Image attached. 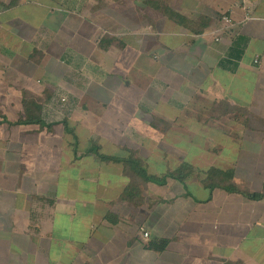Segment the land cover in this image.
<instances>
[{"label":"crops","instance_id":"crops-1","mask_svg":"<svg viewBox=\"0 0 264 264\" xmlns=\"http://www.w3.org/2000/svg\"><path fill=\"white\" fill-rule=\"evenodd\" d=\"M149 65L155 97L110 78L146 80ZM186 95L235 157L209 168L264 194V0H0V264H264V199L203 174L168 197L147 183L160 197L134 207L123 162L101 158L128 157L143 98L166 118Z\"/></svg>","mask_w":264,"mask_h":264},{"label":"rangeland","instance_id":"rangeland-1","mask_svg":"<svg viewBox=\"0 0 264 264\" xmlns=\"http://www.w3.org/2000/svg\"><path fill=\"white\" fill-rule=\"evenodd\" d=\"M149 66L150 68H153L152 76L154 77V80L152 76H149L146 80L145 77L140 76L136 77V79L133 77H122L120 80L116 75H113L110 76V78L113 81H122V83H125V80L130 78L135 81V84H141V86H144L147 83V85L152 84L153 90L150 89V91L153 92L151 95L155 97V91L157 88V83L155 81L156 67L155 65ZM189 96H183L182 99L177 101V110H179L177 111L178 115L176 117L173 116L171 110H167L166 118L161 116L160 108L157 106V100H155L156 98L151 97L149 100L143 98L142 101H140V104L146 105L148 103L149 105V108H147L148 122L146 123L143 121L145 120L143 117L145 115L143 114V116L140 117L142 118V120L140 119L142 122L138 124H133V122H136L137 119H139L138 114L134 115L132 120H128L126 125L128 130H126V133H128L131 138L127 141L128 145H125L127 147L122 150H126L127 152V149H129L134 152L136 157L147 163L150 173L158 177H163L164 175H167L168 172L178 169L183 163H192L195 166L192 167V176L190 179L200 186L201 181L199 180V177L203 176L204 171L207 170L209 166H225L227 161L231 163L235 160V157L223 155V152H221L223 139L221 140L219 137H216L215 139L213 133L210 134L212 138L206 139L204 137L203 131L205 129L211 131H214L215 129L204 124L203 121L205 120V117L200 116L197 118V112H195L193 107L186 105ZM219 126L222 128V133L237 131L236 124L222 123V126ZM214 127L218 129L216 126ZM123 142L122 145L125 143ZM167 182L173 183L174 179L168 177ZM171 185L166 184L164 188H160V190L164 191V195L167 197L169 193L168 189L172 187ZM137 187L139 194L135 199L138 200V202L129 201L131 206L139 207L146 202V193L149 199L153 198L149 203L152 206L151 203L160 195L158 192H154L152 188L146 190L139 182ZM140 215L144 216V213L141 211L136 215L138 218L135 217L134 220H139ZM178 238L179 240L185 241L188 236L183 234L178 235Z\"/></svg>","mask_w":264,"mask_h":264},{"label":"trees","instance_id":"trees-1","mask_svg":"<svg viewBox=\"0 0 264 264\" xmlns=\"http://www.w3.org/2000/svg\"><path fill=\"white\" fill-rule=\"evenodd\" d=\"M171 15H173L172 12ZM176 16L177 18H181V16L178 14ZM101 158L108 161H120L123 162V164L125 165L131 180L129 185L126 187L123 194L121 195V198L130 202H138V200L135 199L136 197H138L139 194L137 187L138 182L142 187H145L146 184L150 182L165 185L167 183V178L171 177L186 184V181L192 176L193 166L189 163H183L178 169L168 172L167 175H164L163 177L152 175L148 171L146 162L136 157L134 155V152L132 151H130V154L127 158L103 155H101ZM204 174V184L210 189H214L216 187H223L229 191L242 193L252 199H264V194L251 193L247 189L239 188L235 183H233L232 179L234 177V172L232 171H223L216 167H210L204 171ZM169 243L170 240L167 238H154L150 240L146 246L150 250H154L161 253L167 249Z\"/></svg>","mask_w":264,"mask_h":264},{"label":"built area","instance_id":"built-area-1","mask_svg":"<svg viewBox=\"0 0 264 264\" xmlns=\"http://www.w3.org/2000/svg\"><path fill=\"white\" fill-rule=\"evenodd\" d=\"M224 20L227 23H231L232 22V20L229 17H224ZM61 100H62V102L66 103L68 101V98L67 97H61ZM143 235H144L145 238H148L149 237V232L143 231Z\"/></svg>","mask_w":264,"mask_h":264}]
</instances>
